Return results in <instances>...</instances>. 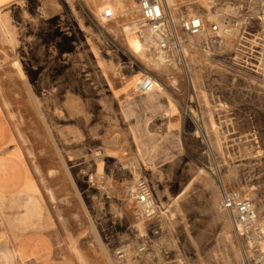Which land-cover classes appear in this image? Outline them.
I'll return each mask as SVG.
<instances>
[{
	"label": "rangeland",
	"instance_id": "1",
	"mask_svg": "<svg viewBox=\"0 0 264 264\" xmlns=\"http://www.w3.org/2000/svg\"><path fill=\"white\" fill-rule=\"evenodd\" d=\"M233 1L171 0L186 50L161 67L135 28L136 0H17L0 13V95L60 259L243 264L219 204L223 188L237 189L264 220V13ZM105 7L114 20L102 19ZM194 14L207 26L238 18L244 36L214 52L182 29ZM148 77L158 80L151 95L139 91ZM142 177L167 216L139 219L131 193Z\"/></svg>",
	"mask_w": 264,
	"mask_h": 264
},
{
	"label": "built area",
	"instance_id": "2",
	"mask_svg": "<svg viewBox=\"0 0 264 264\" xmlns=\"http://www.w3.org/2000/svg\"><path fill=\"white\" fill-rule=\"evenodd\" d=\"M140 13V25L143 33L140 36L145 40L146 47L164 59V63L176 60L183 54L182 43L176 30L171 12V0H136ZM105 21L115 19L112 8L105 7L101 12ZM182 29L191 36L206 35L212 51L224 48L225 44L238 36L242 39L243 23L238 18L229 15L222 16L219 22L212 21L207 26V21L201 15L194 14L182 18ZM157 84L154 80L146 78L139 84L141 93L152 92ZM139 219L146 222L167 216L169 208L165 206L154 194L150 182L146 177L140 178L132 191ZM219 208L225 212L234 227V230L244 243L243 264H264V220L260 217L256 204L245 197L237 189L223 188ZM159 234L158 230L154 231ZM148 242L140 244L139 252L145 253ZM119 259L125 257L122 250H118Z\"/></svg>",
	"mask_w": 264,
	"mask_h": 264
},
{
	"label": "crops",
	"instance_id": "3",
	"mask_svg": "<svg viewBox=\"0 0 264 264\" xmlns=\"http://www.w3.org/2000/svg\"><path fill=\"white\" fill-rule=\"evenodd\" d=\"M16 1L0 4V13ZM247 1L251 3L248 7L264 13V0ZM222 2L226 5L234 1ZM151 94L154 91L145 95ZM5 104V97L0 95V264H76L58 257L53 233L47 229L44 218L39 220L38 208L43 207L41 184L25 147L17 141Z\"/></svg>",
	"mask_w": 264,
	"mask_h": 264
},
{
	"label": "bare ground",
	"instance_id": "4",
	"mask_svg": "<svg viewBox=\"0 0 264 264\" xmlns=\"http://www.w3.org/2000/svg\"><path fill=\"white\" fill-rule=\"evenodd\" d=\"M123 4V3H122ZM111 8V7H110ZM113 9V8H112ZM130 9V8H129ZM114 11V10H113ZM128 11V10H127ZM114 14H115V12H114ZM134 14V13H133ZM136 24H135V28H139V32H141V33H143V30L141 29V25H140V22H135ZM127 31L129 30V29H126ZM144 42H145V40L144 39H142ZM146 45V44H145ZM148 48V47H147ZM183 50H186V46L185 45H183ZM188 48V47H187ZM136 49L137 50H140L139 49V46H137L136 47ZM148 50H149V52L150 53H152L153 55H154V57H155V59H156V63L161 67L162 66V64L164 65L165 63H164V59L161 57V56H156L157 54H155L153 51H151L149 48H148ZM147 53H146V49H145V55H146ZM14 66L17 68V70H18V73H19V75L21 76V78L23 79V80H25L26 79V75L24 74V72H23V69H22V67H21V65H20V63H19V61L18 60H15L14 61ZM149 79H151V80H154L155 82H156V84L158 83V80L156 79V78H154V77H148ZM146 79V78H145ZM156 90V89H155ZM154 90V91H155ZM153 92V91H152ZM148 93H151V92H147V93H145V94H148ZM38 103V102H37ZM135 189V188H134ZM142 220V219H141Z\"/></svg>",
	"mask_w": 264,
	"mask_h": 264
}]
</instances>
